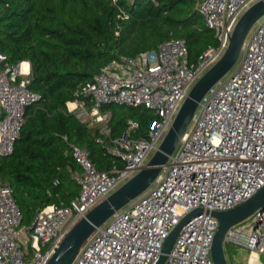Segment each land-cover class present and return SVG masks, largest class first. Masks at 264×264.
<instances>
[{
  "label": "built area",
  "instance_id": "built-area-1",
  "mask_svg": "<svg viewBox=\"0 0 264 264\" xmlns=\"http://www.w3.org/2000/svg\"><path fill=\"white\" fill-rule=\"evenodd\" d=\"M256 1L201 0L199 11L218 44L196 62H190L184 38H170L134 56L117 54L77 88L68 111L98 127L97 141L121 165L100 171L87 147L69 142L80 166L74 174L78 194L66 205L45 206L24 226L12 185L0 179V264H47L67 232L149 161L192 86L225 53L238 19ZM30 73V61L9 65L0 52L2 156L13 152L27 108L40 99L28 86ZM113 104L141 106L157 118L146 135L133 136L140 124L129 119L124 134L112 137L113 112L103 107ZM262 186L264 19L246 36L232 69L201 100L168 165L142 194L95 228L71 264H155L171 231L196 209L201 212L183 225L163 264H216L214 212L242 203ZM226 243L249 251L246 262L227 264H264V208L229 228L224 249Z\"/></svg>",
  "mask_w": 264,
  "mask_h": 264
},
{
  "label": "trees",
  "instance_id": "trees-1",
  "mask_svg": "<svg viewBox=\"0 0 264 264\" xmlns=\"http://www.w3.org/2000/svg\"><path fill=\"white\" fill-rule=\"evenodd\" d=\"M201 0H0V52L9 65L30 61L29 88L40 94L27 108L21 137L13 152L0 155V179L9 182L29 225L47 205H66L79 192L69 142L87 147L100 171L121 165L97 138V127L68 111L77 88L100 73L117 54L137 55L170 38H184L190 62L210 45L214 31L199 11ZM113 105L112 137H120L128 120L146 135L157 118L144 107Z\"/></svg>",
  "mask_w": 264,
  "mask_h": 264
},
{
  "label": "water",
  "instance_id": "water-1",
  "mask_svg": "<svg viewBox=\"0 0 264 264\" xmlns=\"http://www.w3.org/2000/svg\"><path fill=\"white\" fill-rule=\"evenodd\" d=\"M262 16H264V0L256 1L240 16L225 53L192 86L165 138L149 161L133 177L94 206L67 232L47 264H71L82 244L97 226L142 194L154 182L163 167L168 165L170 157L187 131L201 100L209 89L235 65L248 32ZM262 208H264V186L242 203L230 209L214 212L219 219L212 244V257L216 264H227L223 242L228 229ZM200 212L201 209L192 211L174 227L165 240L162 254L155 264L164 263L183 225Z\"/></svg>",
  "mask_w": 264,
  "mask_h": 264
},
{
  "label": "rangeland",
  "instance_id": "rangeland-1",
  "mask_svg": "<svg viewBox=\"0 0 264 264\" xmlns=\"http://www.w3.org/2000/svg\"><path fill=\"white\" fill-rule=\"evenodd\" d=\"M263 19H264V16H262L253 25V27L248 32L247 36L250 35V33L254 30V28L256 27V25L259 22H261ZM112 108H114L118 114H121V113H123V112H125L127 110L128 106L127 105H116V104H113V107ZM92 127H97V126H92ZM20 238L22 240H25L26 239V237L23 234L20 235ZM224 250H225V258H226V260H227L228 263H231V262H234V261H237V262H246L247 261L248 253H249L248 249H245L243 247H239V246H235V245L226 243ZM263 260H264V257H263Z\"/></svg>",
  "mask_w": 264,
  "mask_h": 264
}]
</instances>
